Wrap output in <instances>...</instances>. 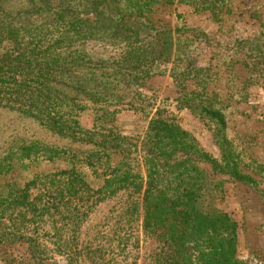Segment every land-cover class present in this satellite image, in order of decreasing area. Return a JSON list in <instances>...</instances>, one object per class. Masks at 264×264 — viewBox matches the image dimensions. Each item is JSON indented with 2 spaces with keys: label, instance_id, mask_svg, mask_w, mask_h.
<instances>
[{
  "label": "rangeland",
  "instance_id": "374dc122",
  "mask_svg": "<svg viewBox=\"0 0 264 264\" xmlns=\"http://www.w3.org/2000/svg\"><path fill=\"white\" fill-rule=\"evenodd\" d=\"M148 20L160 31L157 43L149 33L140 37V44L163 54L161 71L142 76L138 72L131 79L123 75L139 86L137 92L148 104L153 103L151 114L170 116L196 148L188 164L199 173V205L203 211L225 213L235 223L234 258L264 264V0H159ZM83 44L91 58L114 52L112 42L92 38ZM142 52L136 54L146 59ZM112 70L88 64L76 72L113 74ZM54 87L70 104L89 101L81 92ZM196 103L217 110L224 127L203 117ZM136 112L127 107L111 111L120 143L134 147H114L108 159L94 154L91 161L114 166L123 157L140 156L141 118ZM91 122L87 111L78 118L81 131L64 133L28 114L0 107V160L8 153L19 155L18 147L31 144L77 153L98 150V137L87 132ZM226 160L250 181L238 182L219 171ZM12 163L19 183H29L34 173L44 175L56 167L33 163L32 156L13 157ZM33 192L31 198L37 195ZM140 194L139 184L128 185L89 204L91 191L80 189L72 203L84 213L76 228L57 212L39 217L28 207L4 209L0 264H164L163 245L143 228Z\"/></svg>",
  "mask_w": 264,
  "mask_h": 264
},
{
  "label": "trees",
  "instance_id": "16d2710c",
  "mask_svg": "<svg viewBox=\"0 0 264 264\" xmlns=\"http://www.w3.org/2000/svg\"><path fill=\"white\" fill-rule=\"evenodd\" d=\"M158 2L0 0V107L28 114L64 133L81 131L78 118L88 111L92 122L87 132L98 137L94 139L98 150L89 152L37 144L18 147L20 154L14 158L32 156L33 163L56 166L44 175L34 173L29 183L16 181L13 157L11 153L4 156L0 160V214L15 206L31 208L39 217L57 212L76 228L84 214L72 206L80 189L91 191L89 204H96L116 190L139 184L142 225L163 245L164 264H245L233 255L235 223L225 213L203 211L199 205V173L189 165L196 148L188 135L163 112L151 114L153 103L148 104L137 92L139 86L129 81L138 72L142 76L161 71L163 54L151 52L152 47L144 50L140 44V37L149 33H154L157 43L160 31L151 26L148 15ZM92 38L112 42L111 56L91 58L83 43ZM137 52L147 53L146 59ZM88 64L114 72H76ZM55 85L81 92L89 101L70 104ZM194 106L214 126L224 127L217 110L203 103ZM118 107L137 111L141 118V154L104 166L91 161V156L100 154L105 160L112 148L127 145L120 143L113 129L111 111ZM218 170L238 182L250 181L227 160ZM33 191L38 197L31 198Z\"/></svg>",
  "mask_w": 264,
  "mask_h": 264
}]
</instances>
